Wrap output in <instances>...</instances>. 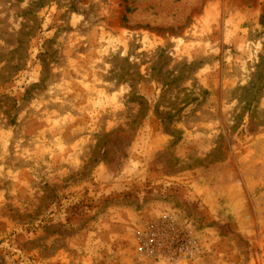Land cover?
Returning a JSON list of instances; mask_svg holds the SVG:
<instances>
[{"label":"rangeland","instance_id":"1","mask_svg":"<svg viewBox=\"0 0 264 264\" xmlns=\"http://www.w3.org/2000/svg\"><path fill=\"white\" fill-rule=\"evenodd\" d=\"M0 264H264V0H0Z\"/></svg>","mask_w":264,"mask_h":264},{"label":"trees","instance_id":"2","mask_svg":"<svg viewBox=\"0 0 264 264\" xmlns=\"http://www.w3.org/2000/svg\"><path fill=\"white\" fill-rule=\"evenodd\" d=\"M251 111V109H249L247 112H250ZM249 114V113H248Z\"/></svg>","mask_w":264,"mask_h":264}]
</instances>
